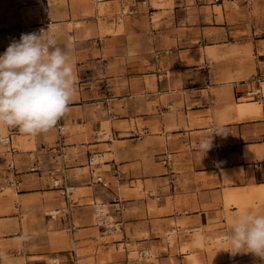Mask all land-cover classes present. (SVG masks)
Segmentation results:
<instances>
[{
	"label": "crops",
	"instance_id": "0c3cea01",
	"mask_svg": "<svg viewBox=\"0 0 264 264\" xmlns=\"http://www.w3.org/2000/svg\"><path fill=\"white\" fill-rule=\"evenodd\" d=\"M45 1L47 29L59 27L58 45L76 76L57 123L66 128L76 192L66 202L46 175L51 154L43 146L57 124L36 135L11 129L20 147L3 153L1 170L21 189L2 194L0 177L7 264H47L52 255L59 264H130V245H157L160 230L172 228L189 252L206 255L209 239L229 235L235 217L264 214V99L240 93L260 86L264 95V0ZM18 22L12 33L42 28L37 19ZM205 138L213 144L206 154ZM97 153L103 162L91 172L88 159ZM96 172L108 187L94 181ZM98 200L115 210L121 237L106 238L94 223ZM194 228L202 229V244L187 236ZM73 241L80 255L72 254ZM183 243L178 238L179 258L189 254Z\"/></svg>",
	"mask_w": 264,
	"mask_h": 264
},
{
	"label": "clouds",
	"instance_id": "9594fccd",
	"mask_svg": "<svg viewBox=\"0 0 264 264\" xmlns=\"http://www.w3.org/2000/svg\"><path fill=\"white\" fill-rule=\"evenodd\" d=\"M59 27L22 33L0 54V127L36 135L52 129L76 91L71 57L58 45ZM213 147L205 138L199 149ZM228 240L232 255L252 253L264 260V214L245 211L234 218Z\"/></svg>",
	"mask_w": 264,
	"mask_h": 264
},
{
	"label": "rangeland",
	"instance_id": "374dc122",
	"mask_svg": "<svg viewBox=\"0 0 264 264\" xmlns=\"http://www.w3.org/2000/svg\"><path fill=\"white\" fill-rule=\"evenodd\" d=\"M41 2L42 0H38L37 4L38 6L34 7L31 6V2L29 0H0V54H3L8 45L11 43L13 39L19 40L21 34L16 31V33H12V29L17 28L20 25L18 22V17L25 19H37L39 22V25L42 27L41 29H44L42 24H40V13L39 8L41 9ZM50 5V4H49ZM52 23V21H51ZM50 26V25H49ZM11 129L13 128H7V127H0V135L4 134H11ZM66 131V128H65ZM58 133V129H57ZM57 137V135H56ZM55 139L49 144H53ZM20 138V137H18ZM13 145L15 147V150L20 147V144L18 140L16 139L13 142ZM3 153H7L5 151V146L0 142V177L4 179V185L2 188V194H13L15 195L17 191L21 189H15L14 187L8 186L6 183L7 178H12L9 175H6L5 172H3L1 169V166L4 165ZM2 157V158H1ZM103 160V159H102ZM10 167V164H9ZM13 169V168H10ZM9 169V170H10ZM38 169V168H36ZM5 175V178H4ZM76 192V189H75ZM76 194V193H75ZM96 202H103L101 200H98ZM105 208L109 209L108 218L110 220H116L113 216L115 210L112 209V207L107 203L104 202ZM94 211V210H93ZM51 214H56V211H51ZM52 216V215H51ZM93 221L95 223V213L93 212ZM174 222L172 221V224ZM178 224H181V221H178ZM223 225V224H222ZM195 229H199L195 231ZM168 232H174L172 234V237L170 239L169 246L166 243V234ZM202 229L201 228H194L187 230V236L191 239L199 238L201 236ZM122 230L113 231L111 233L105 232L106 238H119L121 237ZM4 234H0V264H7L6 261L13 257V255L9 252H7V244L6 240H4L3 236ZM147 236V233L145 234ZM144 235V236H145ZM161 240L157 245H151L150 249L152 252L151 260L153 264H190L191 261V255H195L199 257L200 264H264V260L260 259L257 256H254L252 253H237L236 255H232L228 250L230 249V243L228 240V236L225 233H222L221 235H217L214 238H210V243L206 244L203 248L206 251V255L203 253L197 254L193 250L189 252V248L191 249L190 244L185 243V238L182 236V234H179L175 228L172 229H165L160 230V232L157 235ZM149 238V237H147ZM178 238H181V240L184 242L181 246V250L183 252H189L187 256L184 258H179L177 253V241ZM196 243V241H195ZM190 247H189V246ZM76 254L80 255L82 253V250L80 249V244L76 243ZM143 246H147L146 244H140V245H130L129 251L131 252L130 256V264H143V261L140 259L139 251L140 248ZM188 248V249H186ZM24 257V256H23ZM52 258L54 255L47 257V262H52ZM58 261V259H57ZM59 262V261H58ZM25 264V263H24ZM59 264V263H57Z\"/></svg>",
	"mask_w": 264,
	"mask_h": 264
},
{
	"label": "built area",
	"instance_id": "2783aa9c",
	"mask_svg": "<svg viewBox=\"0 0 264 264\" xmlns=\"http://www.w3.org/2000/svg\"><path fill=\"white\" fill-rule=\"evenodd\" d=\"M50 5L47 1L42 0L41 9H40V24L44 27L43 30H46L51 23V19L49 17ZM155 58L158 59V54L155 55ZM243 94L244 99L246 100H257L263 101L264 95L260 86L248 88L240 91ZM239 96H242V95ZM57 137L53 144L45 147L50 152V162L51 166L46 169V175H48L51 179L52 187L56 189L61 196L64 197L66 202L71 199V196L75 192V184L71 181V176L69 173V166L66 163V141H65V126L61 124H57ZM104 135L107 136V140L112 141L114 135L112 133L103 132ZM0 142L5 146V151L9 154H14L15 147L12 142L11 134L0 135ZM171 160V154L165 153L163 157V161L167 164ZM102 160V155L100 153L94 154L88 159V166L91 172H94V167L99 165ZM218 161L215 160V165H218ZM254 166L257 167L258 163H254ZM10 168H14V164H10ZM93 179L96 183H100L104 187L109 186V181L104 178L103 175L96 172L93 175ZM6 183L8 186L14 187L15 189H20L21 182L18 178L12 177L7 178ZM104 202H95L94 203V213H95V224L103 229L104 232L111 233L113 231L122 230V225L118 221L110 220L108 218L109 209L105 208ZM54 216V214H51ZM166 243L169 246L170 239L172 234L168 232L166 234ZM75 241L72 242L71 252L72 254H76ZM140 259L143 261V264H153L151 260L152 252L150 247L143 246L139 251ZM57 258H52V262H48L47 264H57Z\"/></svg>",
	"mask_w": 264,
	"mask_h": 264
},
{
	"label": "bare ground",
	"instance_id": "6f19581e",
	"mask_svg": "<svg viewBox=\"0 0 264 264\" xmlns=\"http://www.w3.org/2000/svg\"><path fill=\"white\" fill-rule=\"evenodd\" d=\"M255 102H258L260 103V101H255ZM171 234H173L174 232H170ZM196 243L197 244H202V241H201V238H197L196 239ZM188 249V248H186ZM199 257L195 256V255H191V261H190V264H200V261H199Z\"/></svg>",
	"mask_w": 264,
	"mask_h": 264
}]
</instances>
